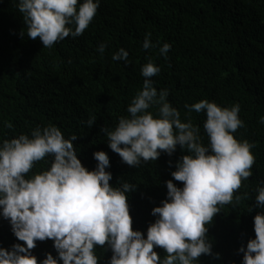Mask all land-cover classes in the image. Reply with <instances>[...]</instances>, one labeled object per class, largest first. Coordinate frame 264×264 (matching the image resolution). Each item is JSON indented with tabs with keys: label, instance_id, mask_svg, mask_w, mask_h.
I'll return each instance as SVG.
<instances>
[{
	"label": "trees",
	"instance_id": "obj_1",
	"mask_svg": "<svg viewBox=\"0 0 264 264\" xmlns=\"http://www.w3.org/2000/svg\"><path fill=\"white\" fill-rule=\"evenodd\" d=\"M80 3L83 0H79ZM18 0H0V142L48 125L58 127L73 141L78 159L88 170L98 163L93 153L109 156L112 180L120 187L136 186L128 193L133 230L146 231L155 217L154 207L166 199V181L186 149L177 146L169 156L130 167L107 146L102 128L114 130L120 117L143 88L141 68L149 60L160 68L151 77L157 92L168 90L167 102L180 112L182 122L199 127L202 143H209L203 125L206 113L189 111L185 105L207 100L231 108L239 104L243 121L233 133L237 141H248L255 157L252 176L242 180L233 203L220 207L208 227L207 239L214 256L202 255L196 264H242L238 252L254 238L253 218L264 211L256 207L257 189L264 186V0H100L97 14L82 35L66 37L52 48L27 37ZM155 47L143 49L146 34ZM104 43L105 51H97ZM164 43L171 49L165 59L159 53ZM128 52V62L114 61L119 49ZM159 106L149 109L154 116ZM95 118L89 127L87 121ZM12 127H6V124ZM51 157H46L50 161ZM38 162L27 174L47 170ZM241 199L236 202V197ZM17 241L7 220L0 218V247L10 249ZM39 261L50 253L53 241H37L31 250ZM161 259L167 253L155 248ZM98 264H108L111 250L96 248ZM62 264V262H58Z\"/></svg>",
	"mask_w": 264,
	"mask_h": 264
},
{
	"label": "clouds",
	"instance_id": "obj_2",
	"mask_svg": "<svg viewBox=\"0 0 264 264\" xmlns=\"http://www.w3.org/2000/svg\"><path fill=\"white\" fill-rule=\"evenodd\" d=\"M99 5L100 0H18L17 8L27 37L52 48L66 37L82 35ZM150 36L146 34L143 41L145 50L155 47ZM105 48L101 43L97 51L103 54ZM170 49L171 44L164 43L159 53L166 59ZM128 55L121 48L112 59L126 64ZM159 72L151 60L143 65V88L127 107L129 116L120 117L114 130L101 129L110 150L130 167L157 160L162 153L171 156L177 146L190 153L180 158L171 173L183 186L165 182L166 199L151 210L156 219L148 226L146 238L132 227L127 194L136 186L127 182L111 186L105 152L93 153L98 163L90 171L78 159L73 145L77 137L65 139L58 127L48 125L33 129L30 136L20 134L0 142V218L23 242L10 249L0 247V264H38L31 250L37 241L46 240L53 241L57 256L48 253L39 264H98L97 246L111 250L108 264H196L202 255L220 258L212 252L205 225L220 213L218 206L233 203L242 180L252 176L254 145L234 138L233 133L243 127L239 104L222 108L201 100L185 108L206 113L203 128L209 143L205 146L199 127L182 122L180 112L167 102L168 90L157 92L153 86L151 77ZM153 106H159L156 116L149 111ZM94 123V117L87 121L89 127ZM41 161L49 164L47 170L33 172L29 178L27 174ZM257 192L256 207L264 210V186ZM235 199L238 203L241 198ZM253 224L254 238L238 249L242 264H264V211L254 216ZM157 247L167 253L164 259L154 251Z\"/></svg>",
	"mask_w": 264,
	"mask_h": 264
}]
</instances>
